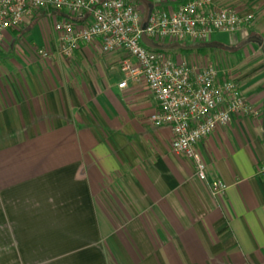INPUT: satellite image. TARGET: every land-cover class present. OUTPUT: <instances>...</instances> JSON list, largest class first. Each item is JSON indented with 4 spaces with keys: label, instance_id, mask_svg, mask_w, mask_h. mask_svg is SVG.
<instances>
[{
    "label": "crops",
    "instance_id": "crops-1",
    "mask_svg": "<svg viewBox=\"0 0 264 264\" xmlns=\"http://www.w3.org/2000/svg\"><path fill=\"white\" fill-rule=\"evenodd\" d=\"M214 3L255 14L217 59L259 113L233 115L197 143L208 181L228 184L222 195L173 150L171 128L150 122L158 105L146 82L118 85L122 52L96 41L61 56L42 10L5 33L0 264H264V54L252 40L264 41V0ZM211 42L173 43L174 59L201 66Z\"/></svg>",
    "mask_w": 264,
    "mask_h": 264
},
{
    "label": "built area",
    "instance_id": "built-area-1",
    "mask_svg": "<svg viewBox=\"0 0 264 264\" xmlns=\"http://www.w3.org/2000/svg\"><path fill=\"white\" fill-rule=\"evenodd\" d=\"M148 1L149 5L133 0H0V43L8 30L42 10L53 19L61 56H71L81 42L96 41L105 53L122 52L119 67L126 78L118 85L126 86L129 78L146 82L158 105L150 122L171 128L173 150L192 159L197 177L208 182L213 195H222L228 184L221 179L208 181L207 163L197 143L233 115L257 116L258 110L224 69L174 59L163 49L146 46L141 36L144 33L161 44L206 42L218 31L240 32L255 14L217 6L214 0ZM57 11L69 16L58 18ZM85 12L84 23L72 17ZM36 55L47 59L52 51L39 48ZM258 173L264 175V164Z\"/></svg>",
    "mask_w": 264,
    "mask_h": 264
},
{
    "label": "rangeland",
    "instance_id": "rangeland-1",
    "mask_svg": "<svg viewBox=\"0 0 264 264\" xmlns=\"http://www.w3.org/2000/svg\"><path fill=\"white\" fill-rule=\"evenodd\" d=\"M236 35V34H230V33H226V32H219V33H214L212 36V42L210 44H214L213 46L210 47L209 44H204V45H200L201 46V53H207V56H212V58H210L208 61H206V63L202 64L201 66L204 65H214V66H218L221 69H224L223 67H228L229 66V62H223L217 59V50H219L221 53H223V51H225V48L229 45L232 37ZM237 36V35H236ZM169 43V42H168ZM166 43V44H168ZM217 43L220 44L222 47H220L219 49H217ZM180 44V43H179ZM187 44V43H186ZM182 45V44H181ZM192 46V44H189ZM209 45V46H207ZM191 48L190 50H194L193 53H196V49H194V47H189ZM169 56L173 57L177 56L178 54H180L182 52V47L179 46H174L171 48H165L163 49ZM194 56H196V54H194ZM3 61H0V65L2 67H4V64L2 65ZM0 66V67H1ZM223 66V67H222Z\"/></svg>",
    "mask_w": 264,
    "mask_h": 264
},
{
    "label": "water",
    "instance_id": "water-1",
    "mask_svg": "<svg viewBox=\"0 0 264 264\" xmlns=\"http://www.w3.org/2000/svg\"><path fill=\"white\" fill-rule=\"evenodd\" d=\"M144 25H143V27H144ZM141 40L146 46H148L149 48H152V49H165V48H169V47H171V45H173V44H161V43L155 42L154 40L148 38L144 33L141 36ZM252 40L257 42L259 45H261V48H262V51L264 54V41L262 39H259L256 37H253ZM263 128H264V112H263Z\"/></svg>",
    "mask_w": 264,
    "mask_h": 264
},
{
    "label": "trees",
    "instance_id": "trees-1",
    "mask_svg": "<svg viewBox=\"0 0 264 264\" xmlns=\"http://www.w3.org/2000/svg\"><path fill=\"white\" fill-rule=\"evenodd\" d=\"M134 2L140 3L138 0H133ZM142 1H146V0H142ZM148 1V0H147ZM177 43H184V42H177Z\"/></svg>",
    "mask_w": 264,
    "mask_h": 264
}]
</instances>
